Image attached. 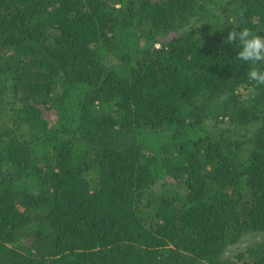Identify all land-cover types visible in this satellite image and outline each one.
<instances>
[{"label": "trees", "instance_id": "16d2710c", "mask_svg": "<svg viewBox=\"0 0 264 264\" xmlns=\"http://www.w3.org/2000/svg\"><path fill=\"white\" fill-rule=\"evenodd\" d=\"M233 27L264 0H0V264H264Z\"/></svg>", "mask_w": 264, "mask_h": 264}, {"label": "clouds", "instance_id": "9594fccd", "mask_svg": "<svg viewBox=\"0 0 264 264\" xmlns=\"http://www.w3.org/2000/svg\"><path fill=\"white\" fill-rule=\"evenodd\" d=\"M239 48L236 53L240 61L250 64L248 78L259 85H264V36H260L248 27H233L224 37V43Z\"/></svg>", "mask_w": 264, "mask_h": 264}]
</instances>
